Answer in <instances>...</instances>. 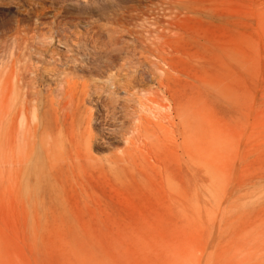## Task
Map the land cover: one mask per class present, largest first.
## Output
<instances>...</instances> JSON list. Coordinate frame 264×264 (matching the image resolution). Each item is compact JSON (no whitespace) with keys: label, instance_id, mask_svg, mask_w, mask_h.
Listing matches in <instances>:
<instances>
[{"label":"rangeland","instance_id":"1","mask_svg":"<svg viewBox=\"0 0 264 264\" xmlns=\"http://www.w3.org/2000/svg\"><path fill=\"white\" fill-rule=\"evenodd\" d=\"M2 50L0 264H264V0H0Z\"/></svg>","mask_w":264,"mask_h":264},{"label":"bare ground","instance_id":"2","mask_svg":"<svg viewBox=\"0 0 264 264\" xmlns=\"http://www.w3.org/2000/svg\"><path fill=\"white\" fill-rule=\"evenodd\" d=\"M17 35V34H16ZM18 36V35H17ZM15 37V36H14ZM13 37V38H14ZM22 37V36H21ZM20 37V38H21ZM24 37H22V39H23ZM13 41V39H10L9 41ZM15 41V40H14ZM15 42H17V41H15ZM10 43V42H9ZM13 43V42H12ZM19 43V42H18ZM6 44V43H5ZM8 44V43H7ZM10 45V44H9ZM8 45V46H9ZM4 47H6L5 49H7V48H9V47H7V46H4ZM13 47H16V45L15 46H13ZM13 47H12V50H13ZM19 47V46H18ZM3 48V47H2ZM21 49H22V47H20ZM27 47H25L24 49H26ZM155 48H156V46H155ZM4 49V48H3ZM14 49H16V48H14ZM157 49V48H156ZM158 49H160V48H158ZM19 50V49H18ZM17 50V51H18ZM162 50V49H161ZM9 51H10V48H9ZM8 51V53H6V54H8V56H7V59H6V56L4 57V59H6V60H9L10 62L9 63H12L13 62V59L14 58H16L15 56H14V54H12L13 52L11 51V52H9ZM14 51V50H13ZM16 51V50H15ZM14 51V52H15ZM17 51H16V53H17ZM20 51H22V50H20ZM168 51V50H167ZM3 52V50L0 52V53H2ZM24 51H22V52H18V54L20 53H23ZM159 52V51H158ZM163 52V51H162ZM154 53V52H153ZM167 53V52H166ZM165 53V54H166ZM5 54V55H6ZM146 54V53H145ZM23 55L24 54H22L21 55V57H22V59H23ZM150 55H151V53H150ZM154 55V54H153ZM1 56V55H0ZM14 56V57H13ZM25 56H26V54H25ZM24 56V57H25ZM18 57V56H17ZM21 57L19 56V59H21ZM149 57V56H148ZM152 57V56H151ZM154 57V56H153ZM156 58V57H155ZM16 60V59H15ZM145 60V59H144ZM18 61V60H17ZM148 61V60H147ZM24 62V61H23ZM1 63V62H0ZM4 63L5 62H3V65H4ZM8 63V64H9ZM20 63V62H19ZM28 63H29V60H28ZM28 63H27V59H26V63H25V65L26 66H28ZM165 63H168V62H165ZM7 64V65H8ZM13 64V63H12ZM21 65L23 64V63H20ZM156 64H158V63H156ZM2 65V64H1ZM0 65V66H1ZM2 65V66H3ZM14 65H16V64H14ZM104 65H106V64H104ZM163 65V64H162ZM33 66V65H32ZM164 67H165V65H163ZM14 67V66H13ZM12 67V68H13ZM16 67V66H15ZM29 67V66H28ZM3 67H1V69H2ZM20 68L22 69V67L20 66ZM18 69H19V67H18ZM29 69V68H28ZM35 69V68H34ZM165 69V68H164ZM16 70V69H15ZM15 70H14V72H15ZM14 72H12V73H14ZM16 72H19V71H16ZM36 72V71H35ZM162 72V71H161ZM21 73V72H20ZM15 74V73H14ZM25 75V73H22V75ZM29 74V73H28ZM34 73H32V75H33ZM17 75V74H16ZM19 75V74H18ZM21 75V74H20ZM20 75L19 76H17L18 78L20 77ZM5 76V75H4ZM8 76H9V73H8ZM7 76V77H8ZM10 76H14L13 74L12 75H10ZM10 76L8 77V78H10ZM3 77V76H2ZM23 77H25V76H23ZM31 77V76H30ZM14 78V77H13ZM32 78V77H31ZM34 78V77H33ZM0 79H2L1 78V76H0ZM29 79V78H28ZM24 80V79H23ZM23 80H22V78H21V81L23 82ZM14 81H15V79H14ZM9 82V81H8ZM20 82V81H19ZM25 82H27V81H25ZM11 83V82H10ZM29 83V82H28ZM23 84H24V82H23ZM36 84V83H35ZM34 84V85H35ZM21 85V84H20ZM26 85V84H25ZM10 86V85H9ZM27 86V85H26ZM21 87V86H20ZM25 87V86H24ZM4 89V88H3ZM10 89V88H9ZM13 89H14V87H13ZM24 89V88H23ZM26 89H27V87H26ZM26 89H24V90H26ZM2 91V90H1ZM14 91V90H13ZM23 91V90H22ZM9 92V91H8ZM87 92V91H86ZM4 93V91H2V94ZM24 93V92H23ZM31 95V94H30ZM5 96H7L6 94L5 95H3V97H5ZM8 96H9V94H8ZM16 96H11L10 98H9V100H10V105H9V109H11L12 108V106H13V108H14V113H12V116H11V119H10V125H9V128H10V143H12L11 142V140L13 141V138L15 137V134L17 133L18 134V131H19V133L22 131V129H24V127H26V125L28 124V122H29V115H28V105H27V100H26V97L25 96H21L22 98H21V100L17 103V106L15 105L14 106V104H15V101H17V99L15 98ZM70 97V96H69ZM95 97V96H94ZM94 97H92V98H94ZM32 98H36V97H32ZM83 98V97H82ZM91 98V99H92ZM98 98V97H97ZM30 99H31V97H30ZM96 98H94V100H95ZM83 100H85V99H83ZM93 100V101H94ZM99 100H100V98H99ZM2 101H4L3 100V98H2ZM5 101H7L8 102V100L6 99ZM4 101V102H5ZM30 101V100H29ZM35 101V100H34ZM90 101H92V100H90ZM96 101V100H95ZM105 102V101H104ZM29 103V102H28ZM34 103V102H33ZM36 104V103H35ZM32 105V102L30 103V105L33 107V110H32V113H31V117H32V119H33V122H34V120L36 121L37 119H38V108H37V105ZM94 104H96V103H94ZM8 105V104H7ZM97 105H98V103H97ZM1 106V105H0ZM4 106H6V105H4ZM2 107V106H1ZM4 108V107H3ZM94 108V107H93ZM8 109V108H7ZM30 109V108H29ZM41 109V108H40ZM31 110V109H30ZM93 110V109H92ZM7 111V110H6ZM5 111V112H6ZM40 112V111H39ZM33 115V116H32ZM31 119V120H32ZM104 119V118H103ZM93 112L92 111H90V114L88 115V117H87V119L85 120V124H86V127H85V132L84 133H81L80 135H81V137H83L84 139H85V146L87 147V150L88 151H91L92 149H93V147L98 143V139L96 138V136L93 134V132L91 131V128H92V123H93ZM1 121H2V119H1ZM100 123H99V125H101V126H103L104 127V124H106V125H108L107 124V120H102V118H100L99 120H98ZM7 123V122H6ZM5 123V124H6ZM109 123V122H108ZM35 124V123H34ZM31 126V125H30ZM111 126V125H110ZM0 127H1V125H0ZM9 130V129H8ZM23 132V131H22ZM135 133V132H134ZM27 134V133H26ZM29 134V133H28ZM26 136V135H25ZM18 139V138H17ZM15 140H16V138H15ZM22 141V140H21ZM20 141V144L22 143ZM83 141V140H82ZM14 143V142H13ZM16 143H17V141H16ZM14 145V144H13ZM85 147V148H86ZM11 150V149H10ZM14 152V151H13ZM12 153V152H11ZM122 153H124V152H122ZM6 154H8V153H6ZM11 156H12V154H11ZM125 156V155H124ZM124 156H122V155H120V156H118L117 157V160H118V162L119 163H122L123 161H124V159H125V157ZM13 159V158H12ZM11 159V160H12ZM13 161V160H12Z\"/></svg>","mask_w":264,"mask_h":264}]
</instances>
